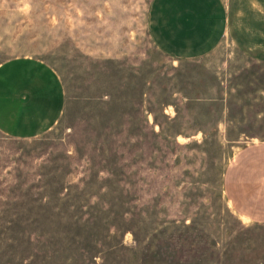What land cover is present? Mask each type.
Listing matches in <instances>:
<instances>
[{
  "label": "rangeland",
  "instance_id": "374dc122",
  "mask_svg": "<svg viewBox=\"0 0 264 264\" xmlns=\"http://www.w3.org/2000/svg\"><path fill=\"white\" fill-rule=\"evenodd\" d=\"M225 1L244 34L177 60L154 0H0V64L43 62L66 97L38 138L0 131V264H264V225L226 192L264 143V51L249 0Z\"/></svg>",
  "mask_w": 264,
  "mask_h": 264
},
{
  "label": "crops",
  "instance_id": "0c3cea01",
  "mask_svg": "<svg viewBox=\"0 0 264 264\" xmlns=\"http://www.w3.org/2000/svg\"><path fill=\"white\" fill-rule=\"evenodd\" d=\"M248 9L256 20L245 28L249 46L264 51V0H249ZM240 12L232 19L225 0H154L150 36L173 59H201L220 47L234 21L244 34ZM65 107L62 80L47 64L28 58L0 64V131L6 136L38 138L59 123ZM226 192L241 219L264 225V143L247 147L232 164Z\"/></svg>",
  "mask_w": 264,
  "mask_h": 264
}]
</instances>
